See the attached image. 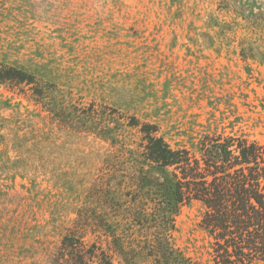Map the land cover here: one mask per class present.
Listing matches in <instances>:
<instances>
[{"label": "rangeland", "instance_id": "obj_1", "mask_svg": "<svg viewBox=\"0 0 264 264\" xmlns=\"http://www.w3.org/2000/svg\"><path fill=\"white\" fill-rule=\"evenodd\" d=\"M0 60L55 104L0 86V264H49L78 214L107 208L103 125L126 142L134 116L172 146L219 132L264 145V0H0ZM202 209L181 207L173 241L212 264Z\"/></svg>", "mask_w": 264, "mask_h": 264}, {"label": "trees", "instance_id": "obj_2", "mask_svg": "<svg viewBox=\"0 0 264 264\" xmlns=\"http://www.w3.org/2000/svg\"><path fill=\"white\" fill-rule=\"evenodd\" d=\"M5 84L27 86L47 99L49 110L55 107L34 74L0 60ZM96 115L89 107L87 116L96 121ZM130 119L127 125L138 133L131 142L122 127L97 129L113 147L107 178L96 184L107 193V208L78 214L49 264H113L115 256L121 264H203L173 241L176 216L192 200L203 206L199 226L212 264H264V145L219 132L203 134L191 147L172 146L156 124ZM84 227L104 235L107 245L85 243Z\"/></svg>", "mask_w": 264, "mask_h": 264}]
</instances>
